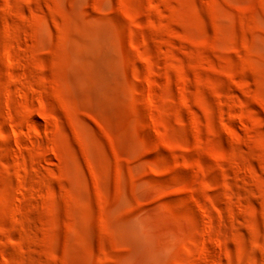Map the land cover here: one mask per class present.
<instances>
[{"label": "rangeland", "instance_id": "rangeland-1", "mask_svg": "<svg viewBox=\"0 0 264 264\" xmlns=\"http://www.w3.org/2000/svg\"><path fill=\"white\" fill-rule=\"evenodd\" d=\"M0 264H264V0H0Z\"/></svg>", "mask_w": 264, "mask_h": 264}]
</instances>
